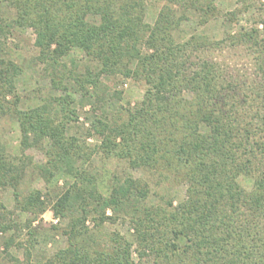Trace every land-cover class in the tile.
<instances>
[{"label": "trees", "instance_id": "obj_1", "mask_svg": "<svg viewBox=\"0 0 264 264\" xmlns=\"http://www.w3.org/2000/svg\"><path fill=\"white\" fill-rule=\"evenodd\" d=\"M215 2L167 0L151 24L147 0H0L8 9L0 10V34L33 28L37 59L51 68L56 88L94 96L100 107L104 75L147 85L134 106L118 116L102 111L91 123L86 137L99 139L92 148L87 138L68 135L69 123L78 119L69 92L21 109L16 79L24 69L0 59V118L11 112L22 132L20 156L0 136V190L13 188L16 208L34 215L29 226L49 206L67 220L65 247L34 263L30 254L14 258L19 264H264V15L226 38L202 32L177 38L189 11L201 15L200 24L218 16ZM231 46L246 50L251 73L235 72L217 58ZM73 49L98 70L68 68L63 60ZM33 147L46 152L44 163H33ZM96 154L126 161L147 177L114 174L105 193L99 173L81 163ZM30 169L48 182L59 170L72 180L54 202L41 189L23 195L19 186ZM152 178L160 185L186 184V197L155 202ZM12 213L0 201L1 234L18 225ZM119 219L131 222L134 241L116 231L102 234L106 222ZM13 242L5 240L6 251Z\"/></svg>", "mask_w": 264, "mask_h": 264}, {"label": "rangeland", "instance_id": "obj_2", "mask_svg": "<svg viewBox=\"0 0 264 264\" xmlns=\"http://www.w3.org/2000/svg\"><path fill=\"white\" fill-rule=\"evenodd\" d=\"M166 2L167 0H147L146 21L153 24ZM215 3L218 7V16L206 24L199 23L201 15L198 12L189 11V19L184 20L181 28L176 32L177 38L185 39L197 32L206 33L213 39L226 38L229 34L240 31L244 27H251L264 15V0H216ZM0 10L8 13L5 5L0 4ZM231 12H236V14L231 15ZM35 40L36 33L33 28H10L5 34H0V59H11L24 69L23 73L16 79L17 92L20 97L19 108L28 110L47 104L53 97H64L68 92L72 95L74 99L72 106L76 109L78 119L69 123L67 130L69 136L84 140L87 138L86 135L91 123L100 116L102 111L106 110L113 116H118L120 111L123 112L126 108L134 106L143 99L147 85L142 81L126 78L121 74L104 75L101 78L103 88L106 91L100 110L94 96H83L81 93L72 90L56 88L52 82L51 68L48 69L45 64L40 63L37 59L39 50L35 45ZM215 55L218 59L229 64L235 72L246 75V73L249 74L253 71V61L243 47H226L224 51H217ZM63 61L68 65V68L78 73H83L87 67L94 71L99 68L98 64L80 49H73ZM8 98L12 99L11 96ZM0 136L11 154L18 156L22 154L21 128L11 112L0 118ZM87 143L93 148L99 143V139L91 136L87 138ZM48 145L49 142H47ZM28 154L32 157L34 164L44 163L47 159L46 152L39 148H30ZM81 163L89 171L99 173L101 188L105 193H108V187L114 174L125 176L130 173L136 177H147V173L142 169L131 168L126 161L107 160L99 154L94 155L89 161H82ZM38 171V169H30L27 172L19 186L21 194L26 195L35 189H41L45 193H49L51 202H54L56 197L65 189L66 181L72 180L63 170H59L55 177L48 182ZM158 180L157 178L151 179L152 196L155 202H162V197L174 198L176 202L186 197V184L165 182L160 185ZM244 182L247 186L251 184L249 180H244ZM165 185L169 188L162 190ZM0 201L8 210L13 211L9 217L14 223H18L6 234L0 233V264H19L14 258L20 261L26 260L29 254L33 263L42 261L66 246L67 236L64 234V229L67 220L56 217L51 206L29 226V221L34 219V215L16 208V199L12 187L0 190ZM108 214H112L111 210H108ZM94 223L92 219L87 221L90 228H94ZM115 231L131 241L135 240V230L129 220L108 221L101 227L103 235ZM30 232H34V234L31 235ZM9 237L13 238L14 242L6 251L4 242ZM133 253V257L137 259L136 245L133 247ZM145 264L153 263L148 261Z\"/></svg>", "mask_w": 264, "mask_h": 264}]
</instances>
